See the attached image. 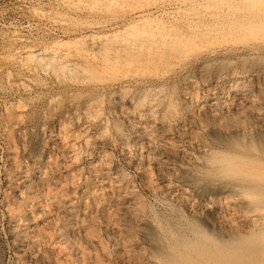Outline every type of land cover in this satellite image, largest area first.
I'll return each mask as SVG.
<instances>
[{
	"label": "rangeland",
	"instance_id": "1",
	"mask_svg": "<svg viewBox=\"0 0 264 264\" xmlns=\"http://www.w3.org/2000/svg\"><path fill=\"white\" fill-rule=\"evenodd\" d=\"M144 12L146 16L139 18ZM129 24L186 41L183 51L166 48L167 54L158 51L157 56L151 55L153 64H145L149 69L142 65L131 70L143 78L171 76L222 45L251 42L252 49H264V0H0V264H161L154 258L166 251L157 244V221L181 225L201 221L208 231L223 236L248 232L247 217L233 200L218 194L223 183L187 184L175 178L178 168L172 162L156 169L152 156H140L138 148L131 146L129 158H125L113 143L114 127H120L125 135L138 129L137 121L123 122L122 115L138 110L145 115V100L156 86L140 94L126 87L120 91L124 100L118 113L109 114L102 108L104 113L90 114L83 108V100L92 97L99 104L104 102L105 109L107 96L94 86L98 85L95 81H86L83 87L76 81L93 78L94 74L67 73L71 82L66 77L65 83L55 78L56 58L75 59L86 42L104 37L120 39L121 34V38L127 34L119 30L99 33V25L121 28ZM160 55L162 62L157 59ZM217 61H210L206 68L210 76L232 64L224 56ZM195 68L187 87L174 79L158 83L165 97L176 95L175 91L179 95L175 100L177 112L186 122L182 135H149L164 150H177L185 167H204L200 159L204 152L195 148L193 139L200 128L217 124L215 119H205V112L209 94L220 88L204 83L206 75ZM69 101L80 103L78 113L66 108ZM187 116L200 126L192 125ZM210 194L216 195L212 201L206 198ZM210 216L221 223V229L214 226Z\"/></svg>",
	"mask_w": 264,
	"mask_h": 264
},
{
	"label": "bare ground",
	"instance_id": "2",
	"mask_svg": "<svg viewBox=\"0 0 264 264\" xmlns=\"http://www.w3.org/2000/svg\"><path fill=\"white\" fill-rule=\"evenodd\" d=\"M145 13L146 12L139 14V18H144L146 16ZM113 30L115 32L119 30L120 33L125 32L127 34L124 38H121L122 34L121 37L117 35L118 37H120V39L116 37L112 39L104 37L105 39L102 38L101 40H96V41L89 40L90 42L85 41L86 42L84 45L85 47L82 46L83 48H80V50L77 51L75 55V59H73V57L72 59H67V56H65L64 58H62L65 59L64 61L61 60L58 61L59 59L57 58L53 60L54 75L58 83L66 82V77L68 76L66 75L67 73H71V75L72 74L76 75L79 72H81L82 74L88 73L89 75L94 74L93 78H91L90 76V78L86 77L87 79H82L80 81L77 79L78 81H76L82 87L83 84H86V81H88V83L90 81L93 82L95 81L94 83H97L98 85H94V86H97L98 89L101 90L99 91L100 93L103 94V96L104 95L107 96L108 101L106 100L107 103L105 102V109H104V102L99 104L92 97L89 96L86 97L87 92L85 93L86 98L83 100L84 104L82 106L86 110V112H90V114L91 113L98 114L102 111V108L103 111L107 110L109 114L112 113L115 114V112L118 113L119 112L118 110L121 109L124 100L123 96L122 97L120 96V91H122V89L126 87L128 88L131 87L132 89L135 90L136 93L140 94L141 91L149 92V89H154L156 86L157 88L155 90H152L151 93L148 95L146 94L147 99L145 100V108L147 110L145 115H142L139 110L137 112H130V113L127 112L123 115L122 113L120 114L122 115L121 120L123 122H126L128 120H134L138 122L139 127L136 131H134L130 135H125L123 132H121L122 129H120V127L119 129L115 128L113 124L112 125L114 127L113 132L115 133L114 136L112 137L113 143L117 147H119L118 149L122 151L125 158H129V154H130L129 149L131 146H134V148L135 147L138 148V153L140 156H148V158L149 156H152L153 167L156 169L158 168L162 169L161 167L163 164L167 162H172V164H174L173 165L174 168H178L176 169L177 173L175 174V178L182 180L187 184L191 183L192 185L194 184L195 186L197 185L198 187V185H200L199 183L203 181H205L206 184H208L207 182L218 183V184L223 183L221 186L222 188H220L218 194L220 196L222 194L227 196L230 199V202L233 200L238 211L244 214L245 216L244 215L243 216L247 217V221H248L249 229L248 232L245 233L244 235L241 234L243 236L236 234L235 235L233 234L234 236L232 234H230V236H223L222 234L221 235L217 234V232L215 233L214 231H213L214 233L212 231L210 232L205 228V224L201 221L198 223V221L193 222L191 220L192 223L187 224L186 222H184L182 223V225L179 223L164 224V222L157 221L155 228L158 234V236H156L157 244L162 250L165 249L166 251L164 253L161 252L156 253L155 256L153 254L155 261L157 260V263H161V264H264V49H256V50L252 49L249 46V43L251 42L249 43L247 42L248 44L247 43L243 44L242 42H240L235 46L220 45L221 47L210 51V53L205 58L201 60L195 59V61H192L191 64L187 66H182L176 72L174 71L175 73L171 76L168 77H163L162 75L152 76L150 74V71L148 70L151 76L149 78L147 77L143 78L137 74L138 72L132 73L131 70L133 71L137 70L142 65H144V68H146L149 65L145 66V64L148 63L153 64L151 63L152 62L151 59L153 60V58H151L150 56L151 55L152 56L154 55V57L157 56L158 51L159 54L160 53L167 54L168 52L166 53L164 51L166 48L169 51L173 49L175 50L177 48H180L181 51L185 50V48H187L185 47L186 41L185 42L183 40L179 41L178 39L174 40L171 37L172 35L170 36L171 37L170 38L168 37L170 34L166 35V32L165 34L161 32L156 33L155 30L151 31L143 28L138 29L136 28V25H130V24L128 26L127 25L122 26L121 28H115L110 26L101 27L100 25L98 28H96V32L99 33L100 32L111 33V31ZM221 43L227 44L228 41L227 43L224 41H222ZM222 56L227 57V60H229V62H231L232 64H229L230 65L229 67L226 66L227 68L225 66L218 68L210 76V74L206 71V68L209 66L208 64H210V61L211 62L217 61L218 57H222ZM157 59L158 61L161 60L162 62L161 55ZM71 61H78V62L71 63ZM170 64L171 63H169L168 65ZM193 67L203 70L204 75H206L203 78L204 83L212 82L220 88L219 92L209 94V102L208 104L206 103L207 105L205 112L206 114L205 119L207 118L208 121H211L213 119L217 120L215 121L217 122L216 127L214 126L210 127L211 125H207L206 127L200 128L197 131V133L195 132L196 135L193 139V145L195 146V148L197 147L198 150H202L204 152V156L203 157L200 156L201 162L204 167L202 166L190 167V165H187L189 161L188 162L186 161L187 166L185 167L184 162L180 160L179 152L177 150H174L176 147L174 149L171 148L174 151L166 150V149L164 150L163 149L164 147L161 148L158 144L154 142V140H152V138L149 137V135H152V133L154 132H158V133L162 132L165 133L166 135L168 134L182 135V133L184 132V129L186 128V125L184 126L185 120H183V117L182 119L181 117H179L177 112L178 109L175 104V100L176 101L178 100L177 99L179 96L178 93L175 91L176 95L172 96L173 93H171L172 95L165 97L163 93L164 91L162 90L161 87H158V83L162 81L174 79L179 83V85L183 87H187L190 85V82L193 78V76L191 75L192 74L191 70ZM168 68L166 70H168ZM169 69H171V66ZM144 71H142V73ZM167 73L169 72L167 71ZM71 75L70 77L67 78L68 79L71 78ZM75 77L76 76H74V78ZM202 80H200V83L202 82ZM174 86H176V84ZM135 94H132V96ZM113 99H117L118 102L115 103ZM131 99L133 100V98ZM162 100H165L163 106L160 104ZM66 105H68L66 108H68L71 111L73 110L77 112V110L81 108L80 103L78 102L77 104L76 102H70L69 104ZM189 116H187L186 119H191V124L193 125L194 123V126H198L199 124L197 123V121L194 120L193 118H190ZM87 119L89 120V118ZM69 123L70 121L67 124ZM106 131L104 133H106ZM107 132H109V130ZM87 145H89L88 141H87ZM158 157L161 161L156 159ZM181 168H193V171L194 170L195 171L192 173L191 170H189L190 172L183 171L181 170ZM195 188L196 187H194V189ZM175 197H177V195ZM215 197L216 195L210 194L206 198L207 200H210ZM222 199L224 200V198ZM135 207L136 206H134V209ZM132 209L133 208L131 207V210ZM210 218L212 223L214 222V226H218V227L221 226V223H219V221L217 222L213 221L214 218L211 216ZM152 238H154V236H152Z\"/></svg>",
	"mask_w": 264,
	"mask_h": 264
}]
</instances>
